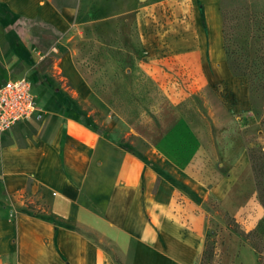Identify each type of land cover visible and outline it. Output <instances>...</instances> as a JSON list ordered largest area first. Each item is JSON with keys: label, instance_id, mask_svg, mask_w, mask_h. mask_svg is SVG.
<instances>
[{"label": "rangeland", "instance_id": "374dc122", "mask_svg": "<svg viewBox=\"0 0 264 264\" xmlns=\"http://www.w3.org/2000/svg\"><path fill=\"white\" fill-rule=\"evenodd\" d=\"M56 1L77 8L78 17L65 32L19 17L0 27V73L28 78L41 108V119L0 138L22 126H29L30 134L33 125L61 127L69 119L93 126L111 145L182 179L178 185L206 216L205 245L214 257L205 264H264V207L250 155L264 149V129L248 78L234 76L236 85L210 83L212 98L207 97L193 82L202 69L192 72L190 55L174 50L198 25L174 16L172 0ZM224 5L238 18L232 23L234 50L244 61L255 59L264 52V0H224ZM149 7L155 9L150 15ZM222 11L219 51L228 62ZM149 28L157 34L153 55L143 39ZM76 71L92 87L90 96L74 86L69 74ZM236 166H244L243 173L225 197H217L214 189ZM39 201L49 215L46 191Z\"/></svg>", "mask_w": 264, "mask_h": 264}, {"label": "crops", "instance_id": "0c3cea01", "mask_svg": "<svg viewBox=\"0 0 264 264\" xmlns=\"http://www.w3.org/2000/svg\"><path fill=\"white\" fill-rule=\"evenodd\" d=\"M220 3L169 2L174 16L196 20L198 27L178 39L174 50L190 55L187 67L192 72L202 69L193 82L209 98L210 83L238 82L219 51ZM153 10L148 8L149 15ZM18 17L40 19L65 32L78 14L74 6L56 0H0V27L8 28ZM148 30L143 39L153 55L157 34ZM69 76L83 97L91 95L82 73ZM10 78L0 73V81L6 82L25 77ZM28 127L0 138V264L200 263L206 216L172 170L158 171L147 158L111 145L93 126L74 119L61 127L33 125L30 134ZM170 157L166 152L165 158ZM243 169L233 168L215 195L225 197ZM42 191L48 193L49 215L57 222L29 209L43 207Z\"/></svg>", "mask_w": 264, "mask_h": 264}, {"label": "trees", "instance_id": "16d2710c", "mask_svg": "<svg viewBox=\"0 0 264 264\" xmlns=\"http://www.w3.org/2000/svg\"><path fill=\"white\" fill-rule=\"evenodd\" d=\"M221 10H223V24H224V39L225 50L228 55V66L235 77L248 78L250 82V96L252 97L253 110L259 113L262 117L261 126L264 129V52H260L255 59L248 58L245 61L234 50V27L233 20L238 19L233 17V14L226 10L224 0L221 3ZM241 20V19H240ZM238 20V21H240ZM251 155V168L255 173L258 198L264 207V149H254L250 152ZM33 215L46 216L48 211L44 206L37 211L36 206L28 205ZM45 210V211H44ZM44 211V212H43ZM43 213V214H42ZM50 220H55L53 213L49 216ZM208 244V243H207ZM214 257V249L211 245L206 246V250L201 258L200 264H205L206 261H211Z\"/></svg>", "mask_w": 264, "mask_h": 264}, {"label": "built area", "instance_id": "2783aa9c", "mask_svg": "<svg viewBox=\"0 0 264 264\" xmlns=\"http://www.w3.org/2000/svg\"><path fill=\"white\" fill-rule=\"evenodd\" d=\"M35 118L41 119V108L28 78L0 84V136Z\"/></svg>", "mask_w": 264, "mask_h": 264}, {"label": "water", "instance_id": "95a60500", "mask_svg": "<svg viewBox=\"0 0 264 264\" xmlns=\"http://www.w3.org/2000/svg\"><path fill=\"white\" fill-rule=\"evenodd\" d=\"M141 1H146V0H141Z\"/></svg>", "mask_w": 264, "mask_h": 264}]
</instances>
